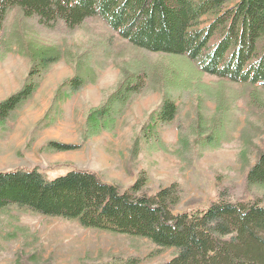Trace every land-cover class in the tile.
Masks as SVG:
<instances>
[{
  "label": "rangeland",
  "instance_id": "rangeland-1",
  "mask_svg": "<svg viewBox=\"0 0 264 264\" xmlns=\"http://www.w3.org/2000/svg\"><path fill=\"white\" fill-rule=\"evenodd\" d=\"M0 37L13 39L11 46H0V100L22 87L39 59L58 56L33 77L36 89L29 100L0 122V171L39 168L55 178L89 170L121 190L145 177L143 191L151 194L178 183L177 212L206 209L226 188H233V200L253 197L264 203V185L246 183L264 148L261 87L253 104L251 86L220 85L184 56L135 48L99 18L72 31L46 27L37 16L13 7ZM89 40L98 49L86 60L80 55ZM29 44L34 45L32 57L22 49ZM143 64L152 71L170 70L166 92L150 76L140 91L111 108L110 95ZM75 75L83 77L82 87L65 90ZM228 91L237 95L220 94ZM168 96L176 100V117L156 122V111ZM221 97L226 107L218 103ZM217 129L221 135L215 138ZM210 134L217 141L210 137L201 143L200 136ZM51 142L75 147L60 151ZM176 252L143 237L84 227L75 219L16 206L0 209V264H98L116 256L158 264Z\"/></svg>",
  "mask_w": 264,
  "mask_h": 264
},
{
  "label": "trees",
  "instance_id": "trees-1",
  "mask_svg": "<svg viewBox=\"0 0 264 264\" xmlns=\"http://www.w3.org/2000/svg\"><path fill=\"white\" fill-rule=\"evenodd\" d=\"M13 7L27 17L37 16L46 27L65 26L72 31L89 18H99L135 48L184 56L196 64L199 73L216 76L220 85L251 86L253 104L258 87L264 89V0H0V33ZM94 43L89 40L80 57L89 60L98 49ZM3 44L11 46L13 39L0 37V46ZM33 47L29 44L22 49L32 57ZM57 59H39L22 87L0 100V122L29 100L36 89L33 77ZM148 67L137 66L138 70L120 83L109 97L111 108L140 91L150 76L162 82L166 92L170 70ZM82 85L83 77L75 75L66 82L65 90L74 92ZM220 94L237 95L230 91ZM224 102L222 98L218 103L226 107ZM176 113V100L168 96L157 109L155 120L171 122ZM218 133L219 129L215 138ZM210 137L211 142L217 141L212 134L201 135V143H208ZM50 145L60 151L75 147ZM246 183L264 185V148L248 170ZM145 184L146 178L139 177L121 190L89 170H72L55 178L39 168L0 171V209L16 206L75 219L84 227L139 236L158 247L176 249L171 259L158 264H264L263 202L253 197L233 200L229 197L233 188H226L206 209L177 212L181 199L178 183L152 194L143 191ZM138 263L137 257L116 256L98 264Z\"/></svg>",
  "mask_w": 264,
  "mask_h": 264
}]
</instances>
